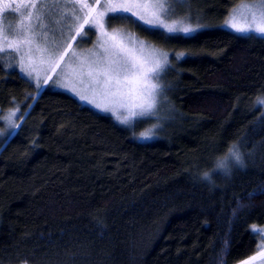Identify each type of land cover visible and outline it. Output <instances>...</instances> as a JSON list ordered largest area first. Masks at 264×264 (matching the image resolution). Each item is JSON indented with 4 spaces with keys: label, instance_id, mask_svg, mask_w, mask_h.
<instances>
[{
    "label": "trees",
    "instance_id": "obj_1",
    "mask_svg": "<svg viewBox=\"0 0 264 264\" xmlns=\"http://www.w3.org/2000/svg\"><path fill=\"white\" fill-rule=\"evenodd\" d=\"M196 1L192 22L207 27L193 36L164 41L121 24L169 53L161 84L173 118L149 141L66 93L37 95L0 60V122L18 107L22 125L8 138L0 123V264H240L257 253L264 40L222 26L233 7L258 0ZM234 143L247 168L207 185L201 174Z\"/></svg>",
    "mask_w": 264,
    "mask_h": 264
},
{
    "label": "snow or ice",
    "instance_id": "obj_2",
    "mask_svg": "<svg viewBox=\"0 0 264 264\" xmlns=\"http://www.w3.org/2000/svg\"><path fill=\"white\" fill-rule=\"evenodd\" d=\"M190 8V0H91V3L89 0H0V60L5 54H17L20 73L32 78L37 95L49 81L61 88L71 84L69 90L79 99L111 114L134 138L149 141L156 138V129L163 130L165 123L173 118L174 109L167 99L168 86L160 83L171 70L169 53L111 25L115 21L143 22L152 34L164 41L178 35L193 36L207 25L199 17L193 23L190 11L178 17L179 9ZM53 10L57 14L54 21ZM9 15L15 17V23L9 20ZM62 20L72 21L67 38L49 41V31L55 34ZM222 27L245 39L264 40V0L233 7ZM97 33L96 50L85 55L73 49L77 37L83 43L88 34ZM180 58L173 56V59ZM57 69L61 75L53 81ZM76 82L86 87L89 94L76 87ZM18 111L17 107L3 117L12 129L8 138L15 137L16 130L22 127L17 123ZM256 111L261 115L258 123L264 124V99L257 101ZM145 125L151 127L139 132L137 137L136 130ZM39 143L33 141V150ZM245 168V154L234 143L200 179L215 187L214 176L230 179ZM253 234L260 235L255 230ZM242 264H264V246Z\"/></svg>",
    "mask_w": 264,
    "mask_h": 264
},
{
    "label": "rangeland",
    "instance_id": "obj_3",
    "mask_svg": "<svg viewBox=\"0 0 264 264\" xmlns=\"http://www.w3.org/2000/svg\"><path fill=\"white\" fill-rule=\"evenodd\" d=\"M193 1L194 0H190V4H191V8L193 7ZM89 3H91V0H89ZM201 3V0H197L196 1V4L195 5H199ZM191 8L190 9H179L178 10V17L183 15L184 12H187V11H191ZM194 17V16H193ZM192 17V19H193ZM57 18V14L55 12V10H53V13H52V20L54 21L55 19ZM134 19V18H133ZM9 20L13 23H15V17L9 15ZM72 23L71 20H62L61 21V24L59 26L56 27L55 29V34H53L52 31H49L48 33V39L49 41H53L55 40L56 42H60L62 41L63 39H66L67 36H68V26ZM139 23L141 26L144 27V29L146 30H149V32L151 31V29H149L147 26H144L143 25V22H137ZM121 24L122 25H125V26H131V23H122L120 21H115L112 23L111 27L114 25H116L115 27L113 26L112 28H115L117 29L118 31H121V32H127V33H130L128 31L125 30V28H122L121 27ZM61 29L63 31V35H61ZM226 29V28H225ZM229 30V29H227ZM85 31H87V27L85 29ZM231 31V30H229ZM152 32V31H151ZM233 32V31H231ZM234 33V32H233ZM237 34V33H236ZM98 33L96 35H92V34H88L85 39H84V42L83 43H80V37H77L76 38V42L73 44V49L75 51H79V52H83L85 55L88 54L89 51H94L96 50L95 49V45L97 43V37H98ZM134 38L136 39H139L141 41H144L142 40L140 37H138V35H135V34H132ZM239 35V34H238ZM183 36V35H182ZM145 42V41H144ZM146 43V42H145ZM147 45L149 46H153L151 44H148L146 43ZM154 47V46H153ZM67 59V58H66ZM4 61H7V64L4 63ZM3 63L6 67H15L16 70L19 72V74L25 79L27 80L30 85L32 86L33 90L36 91L35 87H34V82L32 80L31 77H27V73H20V68H19V64H18V56L17 54L15 53H10V54H5L4 57H3ZM63 67V65L61 66ZM61 73H60V69H57L56 73L53 75V81H56L57 80V77L60 76ZM43 77V72H41V78ZM163 81V79L160 81V83ZM71 84H69L68 88H61V87H58V86H53V83L52 81H49V83L45 86L44 89L46 88H50L52 90H55V91H60V92H63V93H66L68 95H70L71 97H73L74 99H76L82 106H85V107H89L91 109H93L94 111L100 113V114H103V115H108L112 118H114L111 114H108V113H103L101 111H99L98 109H96L92 104L84 101V100H81L79 99L73 92H71L69 90V88H71ZM76 87L80 88L82 91L85 92V94H89L87 92V89L86 87L80 85L78 82H76ZM44 91V90H43ZM37 93V92H36ZM115 119V118H114ZM1 121L0 123L1 124H5L6 127H8L7 123L5 122V120L3 118H1ZM258 233H260L261 235V242H260V247L261 246H264V229H260L257 231ZM242 264V263H240Z\"/></svg>",
    "mask_w": 264,
    "mask_h": 264
}]
</instances>
